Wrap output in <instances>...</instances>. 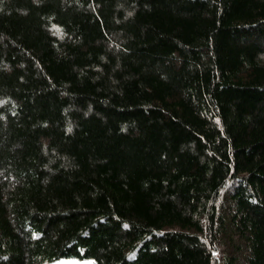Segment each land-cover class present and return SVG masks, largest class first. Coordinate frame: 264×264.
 <instances>
[{
    "label": "trees",
    "instance_id": "trees-1",
    "mask_svg": "<svg viewBox=\"0 0 264 264\" xmlns=\"http://www.w3.org/2000/svg\"><path fill=\"white\" fill-rule=\"evenodd\" d=\"M0 264H264V0H0Z\"/></svg>",
    "mask_w": 264,
    "mask_h": 264
}]
</instances>
